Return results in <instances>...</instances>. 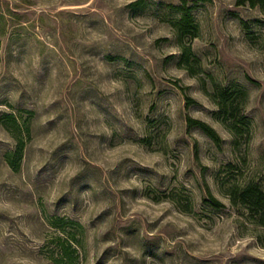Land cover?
I'll return each instance as SVG.
<instances>
[{
    "label": "rangeland",
    "instance_id": "1",
    "mask_svg": "<svg viewBox=\"0 0 264 264\" xmlns=\"http://www.w3.org/2000/svg\"><path fill=\"white\" fill-rule=\"evenodd\" d=\"M247 182L264 2L0 0V264H264Z\"/></svg>",
    "mask_w": 264,
    "mask_h": 264
},
{
    "label": "trees",
    "instance_id": "2",
    "mask_svg": "<svg viewBox=\"0 0 264 264\" xmlns=\"http://www.w3.org/2000/svg\"><path fill=\"white\" fill-rule=\"evenodd\" d=\"M246 1L251 4L264 2V0H237V4H242ZM211 96L215 99L221 112L228 111L229 96L226 90H219L212 93ZM211 197L216 205H222L216 198ZM228 198L231 204L244 207L253 222L264 226V189L258 184L247 182L242 185H236L228 190Z\"/></svg>",
    "mask_w": 264,
    "mask_h": 264
}]
</instances>
